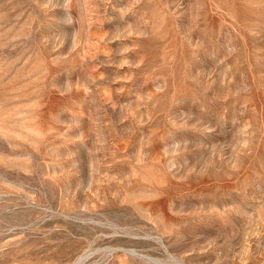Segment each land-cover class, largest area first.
Segmentation results:
<instances>
[{
	"label": "rangeland",
	"instance_id": "rangeland-1",
	"mask_svg": "<svg viewBox=\"0 0 264 264\" xmlns=\"http://www.w3.org/2000/svg\"><path fill=\"white\" fill-rule=\"evenodd\" d=\"M0 264H264V0H0Z\"/></svg>",
	"mask_w": 264,
	"mask_h": 264
}]
</instances>
